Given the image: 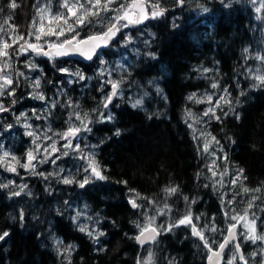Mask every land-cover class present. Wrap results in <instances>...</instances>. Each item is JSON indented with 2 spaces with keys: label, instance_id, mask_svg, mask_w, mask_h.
<instances>
[{
  "label": "trees",
  "instance_id": "obj_1",
  "mask_svg": "<svg viewBox=\"0 0 264 264\" xmlns=\"http://www.w3.org/2000/svg\"><path fill=\"white\" fill-rule=\"evenodd\" d=\"M11 2L0 0V26L6 29L0 35L5 37L25 36L36 17L37 6L65 11L58 9L59 0H15L18 6L14 9L9 6ZM120 2L117 0L115 6ZM160 5L165 9L162 16L146 20L140 27L123 28L117 42L100 54L108 63L105 73L109 77L96 70L97 61L83 63L80 72L86 79L75 81L74 87L65 84L54 95L52 88L58 75L55 71L64 59L35 56L45 64L41 75L45 99L28 94L26 83L22 82L19 94L11 100H1L8 111L0 123V143L20 161L30 151L29 139L22 134L23 122L18 120L24 114L30 117L33 127H42L38 130L63 132L70 124L79 125L69 114L88 113L91 131L79 134L82 152L68 149L69 155H60L54 164L45 162L43 169L25 177L10 178L6 165L0 163V184L13 182L8 188L0 187V234L9 232L0 241V264H136L137 258L147 257L149 250L154 254L153 264H206V249L192 236L190 227L164 232L154 244L136 245L133 237L138 229L133 222L143 223L145 212L155 215L165 203L171 211L157 216V224L166 227L191 207L194 217L201 216L198 227L215 223L220 229L217 233L205 229L208 238L219 243L230 222L224 211L230 215L235 214L234 209L242 213L255 195L260 199L251 211L257 217L258 232L264 233V86H253V77L264 74V61L256 59L264 57V0H185L182 6L177 0H160ZM107 15L111 18L114 13ZM10 25L15 28L14 33ZM101 28L102 25L93 24L91 32L80 36ZM50 60L57 64H47ZM106 76L121 82L119 94L108 109L102 106L103 96L111 91L105 83ZM13 77H18L20 83L15 72ZM212 83L218 87L213 89ZM193 93L195 99L189 100ZM208 95H212L213 103L220 96L232 101L216 110L221 116L219 121L203 116L210 107L207 102H195ZM136 100H141V104L133 107ZM188 110L192 117L187 116ZM101 112L110 113L113 118L101 120ZM197 119L199 123H195ZM190 123L195 134L188 127ZM6 125L12 127L7 131L2 128ZM201 132L211 133L219 145H211L209 152L204 153ZM82 154L95 156L106 179L93 178L84 188L76 183L63 184L62 176L83 177L86 163L79 158ZM224 156L226 160L222 159ZM213 159L218 172L215 178L208 171ZM225 168L228 174L223 176L221 186L216 181ZM241 169L246 179L233 186L230 181ZM41 172L53 175L45 179L38 174ZM240 184L249 189L261 188V192L245 194ZM25 185L20 196L11 195ZM168 187H176L178 192L169 196L164 192ZM136 193L156 203L138 199L141 208L133 209L128 201ZM185 196L190 198L188 202ZM233 196V204L222 210L221 198L226 203ZM191 200L196 202L191 204ZM77 214L79 218L73 222ZM84 225L104 235L94 240L79 230ZM58 240L62 241L59 245ZM239 242L251 262V253L260 251L259 243L251 244L242 238ZM69 245L70 255H62ZM234 253V246L227 248L221 264H227Z\"/></svg>",
  "mask_w": 264,
  "mask_h": 264
},
{
  "label": "snow or ice",
  "instance_id": "obj_2",
  "mask_svg": "<svg viewBox=\"0 0 264 264\" xmlns=\"http://www.w3.org/2000/svg\"><path fill=\"white\" fill-rule=\"evenodd\" d=\"M185 0H177L179 5H183ZM117 0H59V6L61 9L65 11H57L53 12L51 8L48 6L45 7H36V17L33 18L32 24L29 27L27 33V39L23 34L20 35H0V97L8 95L12 96L15 94V88L12 87L14 81L12 75L9 73V69L11 68L10 59L11 53L8 51L12 49L17 55H24L26 53L35 54L37 56L48 57L49 59L59 58L68 56L73 53H78L81 56H84L88 60H92L94 57H99V50L104 47H109L110 42L114 41L117 35L121 32V29L128 28L129 26H136L144 23L146 20L155 19L159 16H162L165 12V9L161 7L160 0H121L118 7ZM11 8H16L18 5L15 3V0L9 5ZM205 12L208 9H204ZM259 12L260 9H257ZM108 13H114L111 18L108 17ZM258 19L260 17H257ZM10 20V18H9ZM93 24H100L102 28L100 31L89 34L86 37L80 36V30L86 27H89ZM12 27L13 33L15 32V28ZM6 29L3 26H0V33H5ZM49 37H55V40L46 39ZM34 38L35 42H31ZM8 40H11V43H8ZM23 41V43H20ZM125 41L128 42V38H125ZM14 45H18V47L13 48ZM248 50L245 49V52ZM257 60L264 61V57L257 56ZM100 63L103 65L105 61L100 59ZM30 70L36 69L38 66L35 63L29 62L25 65ZM61 73H67L68 69L60 68L58 69ZM205 72L208 69H204ZM17 76H23L24 73L17 72ZM79 80H85L86 77L82 73L76 74ZM103 75V73H101ZM253 79L256 81V84L253 86H264V74H256ZM71 83V81H69ZM105 83L109 84L111 87V91L107 92L103 96L102 106L104 109H108L109 106L113 103L114 97L119 94L120 81L117 80H107ZM33 87H40V80L38 78L34 79ZM211 87L216 89L218 85L216 83H212ZM227 92V89H224ZM241 96L244 95L243 92L240 93ZM196 97V93H193L188 97L189 100H193ZM34 98L44 100L45 96L39 92L34 94ZM15 103V101H12ZM196 103L207 102L210 107H208L204 112L203 116H210L215 118L216 120H220L221 116L216 114V110L221 108L222 105H231L232 101L229 100L225 96H220L214 103L212 95H208L203 99H196ZM141 104V100H136L133 107H137ZM72 105L69 104V107ZM55 107V105H53ZM78 107V106H77ZM8 108L5 107L3 103H0V112H6ZM93 111H96L95 109ZM231 111V108L229 109ZM225 116L228 115V112L223 113ZM74 115L75 120L79 121L78 126L69 125V127L60 133H53V136H58L61 140L64 141L62 145L57 147L56 141L52 138V136L45 135L43 138L47 141H51L47 146L42 149L39 144H36V148L34 150H30L27 153V162L20 164L26 170H34L36 165L33 161H37L38 157L34 154V152H39L42 154L43 159L39 160L40 163L51 162L56 163V160L60 159V155L67 156L69 155L68 151H61V149H71L72 152H82L79 143H74L79 138V134L82 131H91L89 124L91 123V119L89 118L88 113L81 114L79 111H75L72 114H69V118L71 119ZM101 120H111L113 117L110 113L101 112L99 113ZM188 117H192L193 114L191 110L187 112ZM239 119V115L236 116ZM19 119V118H18ZM199 119L195 120V123H199ZM12 125H8V128H11ZM25 127H30L29 125H25ZM189 128H193V124H188ZM195 129L193 128V132L195 134ZM29 136H34L33 132L26 133ZM119 135V130L116 132ZM200 136L204 138V143L202 146V151L204 153H208L210 146L213 144L219 145L220 141L216 139L215 136H212L211 133L201 132ZM210 137V139H209ZM41 137L37 136L35 139L39 140ZM195 139L196 137L194 135ZM35 143V141H34ZM50 149V150H49ZM9 154L5 153L4 157H7ZM215 155V152L212 153ZM54 157V158H53ZM81 160L85 161L86 167L83 168V177L81 179H76L75 177L62 176L61 182L65 185H71L73 183L78 184L80 188H84L87 184L91 182V180H105L106 176L103 174V169L99 165L98 161L95 159L93 154H82L79 157ZM13 161H16L17 164L20 162L16 160L15 157L11 158ZM222 159H227V156L222 157ZM3 158H0L2 161ZM217 168L216 160L213 159L212 163L208 165V171L212 173V177L215 178L218 175V172L215 170ZM8 171L15 172V167L8 166ZM41 176H44L45 179L48 176L53 175L52 173H48L45 175L43 172L38 173ZM228 174L227 168H225L222 172H219L220 180L216 181L221 186H223V176ZM242 179H246L243 177V169L239 170V172L233 176L230 183L233 186H237ZM13 182H9L8 184H0L2 188H8L11 186ZM126 183V182H125ZM208 185H205L207 187ZM27 187L26 185L20 188V191H14L11 193L13 196H20L23 188ZM241 191L245 194L250 192H261V188L249 189L246 186L240 184ZM135 192V190H130ZM164 192L171 196L178 192L176 187H168L164 189ZM138 199H146L148 204L154 205L156 202L146 198L140 197L138 193H136L132 198L129 199V204L133 209L141 208V205L137 203ZM235 196L232 199H229L226 203L221 198L222 210L228 206L233 204ZM260 199V197L253 195L248 201L247 206L243 209L242 213L237 210H233L235 214L230 215L228 211H224L225 217L230 221L226 228V234H223V239L218 243L216 239H209L205 234V229L211 231L212 233H217L220 229L216 226L215 223H212L211 226L208 224H204L202 227H198V224L201 220V216H193L191 207H189L186 213L176 220L174 223H169L166 227L161 224L156 223V217L166 215L171 211L170 206L165 203L163 208L156 209L155 215H148L146 212L144 213V222L140 223L134 221L135 227L138 229V234H136L133 238L135 241L141 246L144 247L146 244H154L157 240V237L160 236L164 232H171L174 228L185 226L191 228V234L193 237L199 239L202 243L203 248L206 249L207 252V262L208 264H221L223 260V254L226 248L234 246L235 253L232 257H230L227 261V264H236L238 261L239 264H250V261L245 257L243 252L241 251V244L239 242V238L243 240L250 241L252 244H257V242L264 243V233H260L257 230V217L254 212L251 211L254 207V202ZM184 200L188 202L190 200L189 197L185 196ZM196 201L191 200L190 203L194 204ZM79 218V214L77 217L73 218V222H75ZM20 220H24L23 211L20 212ZM238 226H242L244 229L242 232L238 231ZM81 232H87L89 236H91L94 240L98 236H103V232H95V230H89L86 225L80 226L79 229ZM9 236V232L4 231L0 234V241L5 240ZM62 241H57V244H61ZM214 245L216 247H214ZM72 250V246L69 245L65 249H63L62 255L68 254L70 255ZM264 254V249H261L259 252H252V257H258ZM153 252L151 250L148 251L147 257H138L136 264H153ZM260 264H264V261H260Z\"/></svg>",
  "mask_w": 264,
  "mask_h": 264
},
{
  "label": "rangeland",
  "instance_id": "obj_3",
  "mask_svg": "<svg viewBox=\"0 0 264 264\" xmlns=\"http://www.w3.org/2000/svg\"><path fill=\"white\" fill-rule=\"evenodd\" d=\"M59 10H61V8H60V6H59V8H58ZM52 10V9H51ZM53 11V10H52ZM58 10H56V11H53V12H57ZM92 26V25H91ZM91 26H89V27H86V28H83V29H81L80 30V34H85V33H87V32H91L90 31V28H91ZM122 30V29H121ZM11 35V34H10ZM25 38L27 39L28 37H27V34H25ZM46 39H51V40H55V37H49V38H46ZM31 42H35L34 41V38L31 40ZM8 43H11V40H8ZM20 43H23V41H21ZM16 47H18V45H14L13 46V48H16ZM10 53H11V59H10V64H11V68L8 70L9 71V73L12 75V78H13V80H14V83H13V85H12V87H14L15 88V92H19L21 89H22V86H23V84H22V82H25V83H29L30 84V86H32V88H34V92H33V95L35 94V93H37V92H39V93H41V94H44V91H43V88H42V85H41V76H40V72L38 73V74H36L35 72H36V69H34V70H30L29 68H25V69H22L20 66H18V65H16L17 63L18 64H24V63H29V62H31V63H36L37 62V60L35 59V56H37V55H35V54H31V53H26V54H24V55H17L15 52H13V50L12 49H9L8 50ZM18 57H20V58H22L23 59V61H21V60H17L16 58H18ZM42 57V56H41ZM13 58V59H12ZM100 59H103L104 61H105V63L102 65L101 63H100ZM95 61H97V71L98 72H100V73H103V74H106L108 77H109V73H105V71H108L109 69H108V63H107V61L104 59V57L103 56H99V57H97L96 58V60ZM50 63H53L52 62V60H50ZM14 66H15V69H13L14 68ZM17 69H19V71L20 72H22V73H24V75L23 76H20V83H18L17 82V79H18V77H17V79H16V77H13L14 76V72L15 73H17V72H19ZM65 69H68V72H67V74L68 75H66V79H67V83H70L69 81H71V83L73 82V81H81V80H79L78 79V77H77V73H81L80 72V69H79V67H74V69H72V67H70V66H66L65 67ZM33 74L35 75V77H32L33 76ZM70 74H73V79L71 80L70 79ZM24 76H28V77H31L28 81H22V78H24ZM104 77V80L105 81H107V80H109V78L108 77ZM36 78H38L39 80H40V87L37 89V88H35V87H33V81H34V79H36ZM14 84H16V85H14ZM21 84V87L19 86ZM12 96H15V95H12ZM12 96H8V95H5V96H2V97H0V102H2L1 100H3L4 99V97L6 98L7 97V99L8 100H11V98H12ZM4 115L7 113V111L6 112H2ZM28 118L30 119V117L27 115V114H24L22 117H20V119H18L19 120V122H23L22 124H23V126H25V125H29L30 126V130H32L33 131V133H34V136H32V140L33 141H31L30 140V143L28 144L29 145V147H30V150H34L35 148H36V144H39L40 146H41V152H42V149L45 147V146H47L49 143H51V141H48V143L46 144L45 142L47 141V140H45L44 138L42 139V138H40L39 140H36L35 138L37 137V136H39V137H42V135H41V133H44L45 132V130L44 129H40V130H38L37 128H42V127H40V126H32V124L28 121ZM53 133L54 132H52V134L51 135H49V136H52V138L54 139V137L55 136H53ZM55 141H56V143H57V139H54ZM34 141H35V143H34ZM58 147V146H57ZM50 150V149H49ZM5 153H8L9 155L7 156V157H4V154ZM34 154L35 155H37V157H38V159H37V163L35 164L36 165V167H35V169L34 170H38V169H40L43 165H44V163H40L39 162V160H41V159H43V156H42V154L41 153H39V152H34ZM12 157H15L16 158V160L17 161H19L20 163L19 164H17L16 163V161H13L11 158ZM0 158H3L4 160H2V161H0V163H2V164H5V165H7V168H8V166L10 165V166H12V167H15V169H16V173H18V167L20 166V164H23V163H26L27 162V156L25 157V159H24V161H20V159L13 153H11V151L9 150V149H7V148H5V146H4V144L3 143H0ZM54 158V157H53ZM33 171V170H32ZM9 172V171H8ZM12 172V171H11ZM29 173H33V172H29ZM241 229H240V231L242 232L244 229L242 228V226H239ZM251 243V242H250ZM259 243V246H260V250L261 249H264V243H262V242H258ZM252 244V243H251ZM250 244V245H251ZM232 255V254H231ZM233 256V255H232ZM231 256V257H232ZM230 258V257H229ZM258 258H259V260H258ZM250 260H251V262H250V264H252V263H256V264H260V261H264V254H262V255H260V256H258V257H252V256H250V258H249ZM258 260V261H257ZM255 261H257V262H255Z\"/></svg>",
  "mask_w": 264,
  "mask_h": 264
},
{
  "label": "flooded vegetation",
  "instance_id": "obj_4",
  "mask_svg": "<svg viewBox=\"0 0 264 264\" xmlns=\"http://www.w3.org/2000/svg\"><path fill=\"white\" fill-rule=\"evenodd\" d=\"M27 63H24V64H16V65H18V66H20L21 68H26V65ZM35 64H37V68H36V74H38L39 72L41 73L40 74V76L42 75V73L45 71V64L44 63H42V62H40V61H37ZM47 64H49V65H53V64H57V62L56 63H53V64H51L50 62L49 63H47ZM58 64H60L61 66V68H65L66 66H70V67H72V69H74V67H79V69L81 68V64H83V63H78V62H74V61H67V60H63V61H60ZM71 64V65H70ZM60 67H59V69H60ZM55 73H57L58 75L55 77L56 78V83L53 85L54 86V88H52L53 90H52V93L54 94V95H58L59 93H60V91L62 90V89H64L65 88V84H67V86H69L70 85V87H74L73 85H74V83H75V81H73L72 83H67V79H66V75H68L67 73H61L60 71H55ZM32 77H35V75L33 74V76ZM31 77H28V76H24V78H22V81H28L29 79H30ZM54 78V79H55ZM70 79L72 80L73 79V74H70ZM26 91L28 92V94L29 93H33L35 90H34V88H32V86H30L28 83H26ZM51 88V87H50ZM50 88H48V91H50ZM21 91V90H20ZM55 91H56V94H55ZM20 92H15V94H19ZM25 93V91H23V93H21V97H23L24 94ZM26 96V95H25ZM6 115V114H5ZM5 115L2 113V112H0V123H1V121L3 120V118H5ZM2 128H4L5 130H9L10 128H8V126L6 125V126H3ZM21 129L23 130V135H26V137L29 139V143H30V140L31 141H33L31 138H32V136H29V135H27L26 133H28V132H33L32 130H30V127H25V126H21ZM45 130V132L44 133H41V135H42V139H43V137L45 136V135H51L52 134V132H54V133H60V132H57V131H55V130H53V129H44ZM12 135L10 134V137H11ZM54 139H57V146L59 147L60 145H62L63 143H64V141L63 140H61L58 136H55L54 137ZM46 144L48 143V141H46L45 142ZM74 143H78V140H76ZM7 148V147H6ZM8 149V148H7ZM66 150H68V149H61V151L63 152V151H66ZM12 153V152H11ZM13 154V153H12ZM34 164H36L37 163V161H34L33 162ZM67 165H69V163L67 164ZM6 167H7V165H6ZM20 167L21 166H19L18 167V173H16V172H11V171H9L7 174H8V176L10 177V178H12V177H16V176H21V177H25L26 176V174L27 173H29V172H32V170H30V171H26V169H24L23 167H21L22 169L20 170ZM42 169H43V166L41 167ZM34 171V170H33Z\"/></svg>",
  "mask_w": 264,
  "mask_h": 264
},
{
  "label": "water",
  "instance_id": "obj_5",
  "mask_svg": "<svg viewBox=\"0 0 264 264\" xmlns=\"http://www.w3.org/2000/svg\"><path fill=\"white\" fill-rule=\"evenodd\" d=\"M145 23V22H144ZM144 23H142V24H140V25H136V26H130V27H140V26H142ZM118 36H119V34L117 35V37L115 38V40L114 41H112V42H110V46H112L113 44H115L116 42H117V40H118ZM109 46V47H110ZM109 47H104V48H101L100 50H99V53L101 54V53H103L104 51H106ZM42 57H44V56H42ZM96 58L97 57H94L92 60H88V59H86L84 56H81L80 54H78V53H73V54H70V55H68V56H64V57H59V59H64V60H67V61H74V62H78V63H89V62H93V61H95L96 60ZM115 98V97H114ZM114 100V99H113ZM34 162V161H33ZM26 171H30V170H26ZM238 230H239V226H238ZM196 238V237H195ZM197 239V238H196ZM199 240V239H198ZM135 243H136V245H138L139 247H141L136 241H135ZM147 245H149V244H146L145 246H147ZM144 246V247H145ZM227 249V248H226ZM226 249H225V251H226ZM224 251V252H225ZM224 255V254H223ZM221 263H222V261H221ZM206 264H208V262H207V258H206Z\"/></svg>",
  "mask_w": 264,
  "mask_h": 264
}]
</instances>
